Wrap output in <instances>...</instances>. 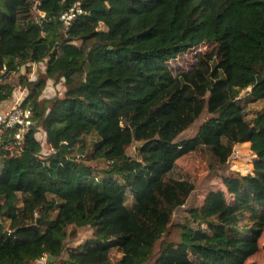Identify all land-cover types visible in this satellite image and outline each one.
I'll use <instances>...</instances> for the list:
<instances>
[{
  "label": "trees",
  "instance_id": "trees-1",
  "mask_svg": "<svg viewBox=\"0 0 264 264\" xmlns=\"http://www.w3.org/2000/svg\"><path fill=\"white\" fill-rule=\"evenodd\" d=\"M75 4L83 13L65 25ZM190 52L191 68L174 74ZM62 81V97L43 99ZM18 87L33 126L21 144L1 128L0 264H113L112 252L115 264H246L264 253V108L244 119L264 101V0H0V107ZM92 135L99 171L82 160ZM235 146H249L251 174L224 178L173 239L172 215L194 190L173 177L176 162L206 149L222 167ZM82 230L91 238L68 248Z\"/></svg>",
  "mask_w": 264,
  "mask_h": 264
},
{
  "label": "rangeland",
  "instance_id": "rangeland-1",
  "mask_svg": "<svg viewBox=\"0 0 264 264\" xmlns=\"http://www.w3.org/2000/svg\"><path fill=\"white\" fill-rule=\"evenodd\" d=\"M34 15L38 19L39 17L40 19L43 17V15L38 13L37 11L34 12ZM75 44L79 45L78 42H76ZM207 49H209L207 46L201 47L198 51L202 53L205 52ZM194 59H195V52H190L186 55L180 56L174 62H171L170 67L174 74L178 72L188 71L193 65ZM42 69H44L42 64L32 65L30 67V71L28 72L27 76L29 78H34ZM15 80L16 79L14 76H9L5 82L13 85L15 84ZM21 92L22 91L18 87L14 93L12 103H14V97L19 98L23 95L20 94ZM65 92H66V84L64 83V81L60 82V84L56 86H54L52 82H49L47 90L45 89L44 91L43 99L53 97L54 94H58V97H62ZM242 96H244V93L241 94V97ZM12 103L10 104L8 103L5 106H1L0 111L9 109L12 106ZM263 108H264V101H257L246 104L244 108L245 121L248 124L252 125L253 120L256 117L257 113H259ZM203 119H205V116H202L199 119V121H197L191 128H189L184 134H182L178 140L180 141V140H186L192 138L195 135L201 120ZM40 137H41L40 141L42 142L44 138L41 133H40ZM84 141L87 145V151H86L87 156L84 159H82L84 163H88V165H91L98 171L105 169L107 166L106 163L103 161H99L96 163H89L90 162L89 156L92 151V144L95 141V137L92 135L91 137L85 138ZM139 146H140L139 143H134L126 150V154L129 157L136 159L137 158L136 149ZM45 147H46L45 151L51 153L47 149L48 147L47 146ZM253 162H254V156L251 154L249 146L233 147L230 158L228 159L226 165L222 167L218 166L214 162L210 152L206 149H201L187 157L178 160L173 170V177L182 181H187L188 183L192 184L194 186V190L186 200L185 204L181 208L177 209L172 215V222L170 225V232L172 238L173 239L178 238L180 234V230L178 227L182 224L183 219L187 216L186 212L189 209L202 207L204 198L208 192L217 191V190L224 191V188L222 186V180L224 178L240 177V176H245L247 174H251ZM132 205H133V200L131 196L127 195L125 199V206L127 208H131ZM91 235L92 232L90 230L80 231L78 238L68 243V248H75L78 247L79 245H83L85 241L91 238ZM65 258H66V251H64L62 255V259ZM110 258H111V262L115 264L119 260L120 255L116 252H112ZM45 263L56 264L49 262L47 259H45ZM246 264H264V253H260L255 258L249 259L246 262Z\"/></svg>",
  "mask_w": 264,
  "mask_h": 264
},
{
  "label": "built area",
  "instance_id": "built-area-1",
  "mask_svg": "<svg viewBox=\"0 0 264 264\" xmlns=\"http://www.w3.org/2000/svg\"><path fill=\"white\" fill-rule=\"evenodd\" d=\"M82 13L83 11L79 5L75 4L69 11L60 15V21H62L65 25H69L77 16L81 15ZM20 94L23 95L19 98L14 97V103H12V106L9 109L0 111V135L1 128L15 129L16 133L14 138L18 144L23 142L24 136L29 132L30 127L33 126L31 109L20 107V103L24 98L25 92H21ZM35 137L40 142V134L37 133ZM45 259V257L41 258L36 262V264H46Z\"/></svg>",
  "mask_w": 264,
  "mask_h": 264
},
{
  "label": "water",
  "instance_id": "water-1",
  "mask_svg": "<svg viewBox=\"0 0 264 264\" xmlns=\"http://www.w3.org/2000/svg\"><path fill=\"white\" fill-rule=\"evenodd\" d=\"M40 19V17H39ZM38 226H39V220H36V224H34L33 226H31V229L35 232L38 231Z\"/></svg>",
  "mask_w": 264,
  "mask_h": 264
}]
</instances>
